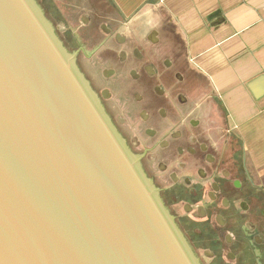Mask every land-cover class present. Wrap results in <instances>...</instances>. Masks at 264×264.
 <instances>
[{
	"label": "water",
	"instance_id": "95a60500",
	"mask_svg": "<svg viewBox=\"0 0 264 264\" xmlns=\"http://www.w3.org/2000/svg\"><path fill=\"white\" fill-rule=\"evenodd\" d=\"M158 1L147 0L127 21L103 3L122 36L142 44L168 36L181 47L201 119L241 153L216 91L188 61L184 34ZM52 6L0 0V264H199L73 48L60 41Z\"/></svg>",
	"mask_w": 264,
	"mask_h": 264
},
{
	"label": "flooded vegetation",
	"instance_id": "af4514ba",
	"mask_svg": "<svg viewBox=\"0 0 264 264\" xmlns=\"http://www.w3.org/2000/svg\"><path fill=\"white\" fill-rule=\"evenodd\" d=\"M50 1L60 41L199 264H264V196L232 137L201 119L181 47L122 36L103 0Z\"/></svg>",
	"mask_w": 264,
	"mask_h": 264
},
{
	"label": "crops",
	"instance_id": "0c3cea01",
	"mask_svg": "<svg viewBox=\"0 0 264 264\" xmlns=\"http://www.w3.org/2000/svg\"><path fill=\"white\" fill-rule=\"evenodd\" d=\"M124 21L147 0H110ZM185 37L241 141L246 175L264 193V0H159Z\"/></svg>",
	"mask_w": 264,
	"mask_h": 264
}]
</instances>
